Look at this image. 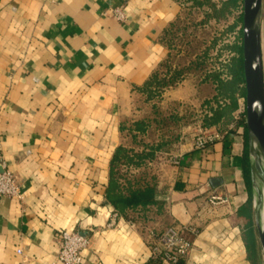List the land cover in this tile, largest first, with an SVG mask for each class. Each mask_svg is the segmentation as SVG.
I'll list each match as a JSON object with an SVG mask.
<instances>
[{
	"label": "crops",
	"instance_id": "0c3cea01",
	"mask_svg": "<svg viewBox=\"0 0 264 264\" xmlns=\"http://www.w3.org/2000/svg\"><path fill=\"white\" fill-rule=\"evenodd\" d=\"M181 10L178 0H0V162L23 194L0 196V264H61L60 230L90 236L81 264H150L151 233L170 226L194 230L178 264L259 260L240 102L219 139L179 144L178 165L161 169L162 206L144 226L105 197L121 124L142 117L137 88L166 61L163 35ZM261 50L264 61V5ZM211 195L229 202L211 205Z\"/></svg>",
	"mask_w": 264,
	"mask_h": 264
},
{
	"label": "trees",
	"instance_id": "16d2710c",
	"mask_svg": "<svg viewBox=\"0 0 264 264\" xmlns=\"http://www.w3.org/2000/svg\"><path fill=\"white\" fill-rule=\"evenodd\" d=\"M178 1H181V3L188 1L198 8L206 6L208 10V14L206 13L207 18L219 19L223 16L227 17L236 10H240V14L236 17L233 25V28L236 25L240 28L238 41L229 47V50L234 52V56L223 67L225 77H222L220 73H213L208 75L207 79L202 82L211 81L214 87V95L210 99H204L201 104V126L223 129L234 120V113L239 109V99L244 100L245 97L241 39L242 0H221L219 4L213 0ZM172 25L173 23L169 25L164 35L170 32ZM159 69L151 75L142 87L137 88L145 96L144 103L152 107L153 113L144 116V118L124 120L122 122L121 131L123 138L130 136L133 142L137 144V148L124 144L117 148L110 163L109 182L105 190V197L115 211L124 217L133 219L142 226L147 223L150 211L154 209L159 211L162 206L161 202L156 199L157 187L161 181L160 177L155 173L149 172L148 169L154 162L157 152L166 144L162 142L156 144L144 143L141 136H144L148 129L160 121L157 117L161 116L159 105L162 91L182 80L181 70H169L162 76ZM169 72L171 75L167 79ZM242 114H245V107ZM246 177L250 185V166L246 169ZM164 231L152 233L158 236ZM185 237L189 240L186 235ZM151 238L155 240L152 236ZM250 248L252 247L249 245V250ZM251 257L255 258L253 249H251ZM181 261L182 259L178 263ZM150 264H155V260H151Z\"/></svg>",
	"mask_w": 264,
	"mask_h": 264
},
{
	"label": "rangeland",
	"instance_id": "374dc122",
	"mask_svg": "<svg viewBox=\"0 0 264 264\" xmlns=\"http://www.w3.org/2000/svg\"><path fill=\"white\" fill-rule=\"evenodd\" d=\"M213 1L219 4L221 0ZM206 13L208 14L206 6L198 8L184 1L170 32L164 35V44L169 47L170 54L159 70L162 76L169 70H181L182 80L162 91L159 105L161 116L157 117L160 121L141 136L144 143L166 144L157 152L148 169L158 177H162L161 169L174 166L172 160L178 153L179 144L187 138L194 139L205 128L201 126V104L204 99H210L214 95V87L210 80L202 82L213 73H220L225 77L223 67L234 56L229 47L238 41L240 28L237 25L233 28V25L240 10L219 19L207 18ZM170 75L171 73L167 79ZM144 99L145 96L141 95L136 103L137 106L144 107L141 110L142 117H131L130 120L144 118L153 113L152 107L145 105ZM239 102L244 109L245 101L239 99ZM214 129L208 132L215 131ZM124 141L126 146L137 148L130 136L124 138ZM261 184L264 186V183ZM255 264H264V251H261Z\"/></svg>",
	"mask_w": 264,
	"mask_h": 264
},
{
	"label": "water",
	"instance_id": "95a60500",
	"mask_svg": "<svg viewBox=\"0 0 264 264\" xmlns=\"http://www.w3.org/2000/svg\"><path fill=\"white\" fill-rule=\"evenodd\" d=\"M264 0H242L241 39L245 92V117L252 181L257 194V180L264 183V61L261 50V13ZM259 240L264 250V230Z\"/></svg>",
	"mask_w": 264,
	"mask_h": 264
},
{
	"label": "built area",
	"instance_id": "2783aa9c",
	"mask_svg": "<svg viewBox=\"0 0 264 264\" xmlns=\"http://www.w3.org/2000/svg\"><path fill=\"white\" fill-rule=\"evenodd\" d=\"M112 15L118 21L124 20L121 9H114ZM211 128L214 129V127ZM212 129L203 128L195 136L194 147L196 149H204L209 143L221 137L220 132L215 129V131L208 132ZM172 164L178 165V155L173 157ZM0 167V196L22 200L23 194L15 175L6 167L4 161L0 162ZM208 202L217 206L227 204L229 199L222 195H211ZM186 233L194 234V230L190 227L170 226L161 235L157 236L151 233L156 241L151 248V259L155 260V264H177L180 259L185 258L192 248V242L185 237ZM89 246L90 236L87 233L60 230L58 233L57 261L61 264H81L84 253ZM18 253L20 254L21 251L18 250Z\"/></svg>",
	"mask_w": 264,
	"mask_h": 264
},
{
	"label": "bare ground",
	"instance_id": "6f19581e",
	"mask_svg": "<svg viewBox=\"0 0 264 264\" xmlns=\"http://www.w3.org/2000/svg\"><path fill=\"white\" fill-rule=\"evenodd\" d=\"M264 179V173L261 174ZM257 194L255 196V210L257 213V221L262 230H264V186L261 181L257 180Z\"/></svg>",
	"mask_w": 264,
	"mask_h": 264
}]
</instances>
